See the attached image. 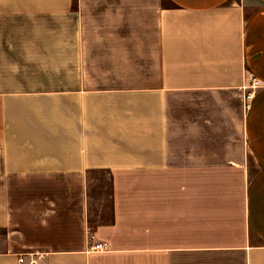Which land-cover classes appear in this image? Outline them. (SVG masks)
Segmentation results:
<instances>
[{"label": "crops", "instance_id": "obj_1", "mask_svg": "<svg viewBox=\"0 0 264 264\" xmlns=\"http://www.w3.org/2000/svg\"><path fill=\"white\" fill-rule=\"evenodd\" d=\"M22 255L264 264V0H0V264Z\"/></svg>", "mask_w": 264, "mask_h": 264}, {"label": "built area", "instance_id": "obj_2", "mask_svg": "<svg viewBox=\"0 0 264 264\" xmlns=\"http://www.w3.org/2000/svg\"><path fill=\"white\" fill-rule=\"evenodd\" d=\"M259 83L257 82V80L253 81L252 84V89L256 90L258 87ZM253 95H250V98L252 99ZM246 101H248V93L246 94ZM93 245L91 247V251L94 253H107L110 251V245L108 243H104V242H100L98 241L94 236L91 237ZM31 257L30 259H28L27 257H29V255H22L19 258V263L20 264H38L37 260Z\"/></svg>", "mask_w": 264, "mask_h": 264}, {"label": "rangeland", "instance_id": "obj_3", "mask_svg": "<svg viewBox=\"0 0 264 264\" xmlns=\"http://www.w3.org/2000/svg\"><path fill=\"white\" fill-rule=\"evenodd\" d=\"M254 92H255V90H253V89H250V90L248 91V104H249V102H250V100H251L250 95H253ZM238 263H239V261H238Z\"/></svg>", "mask_w": 264, "mask_h": 264}]
</instances>
